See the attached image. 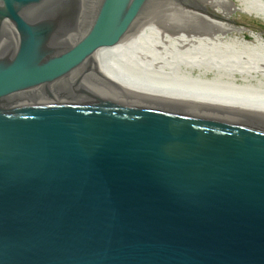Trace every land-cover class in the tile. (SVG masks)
Wrapping results in <instances>:
<instances>
[{
	"label": "water",
	"instance_id": "95a60500",
	"mask_svg": "<svg viewBox=\"0 0 264 264\" xmlns=\"http://www.w3.org/2000/svg\"><path fill=\"white\" fill-rule=\"evenodd\" d=\"M160 7L215 18L0 0V264H264V118L138 99L92 62Z\"/></svg>",
	"mask_w": 264,
	"mask_h": 264
},
{
	"label": "bare ground",
	"instance_id": "6f19581e",
	"mask_svg": "<svg viewBox=\"0 0 264 264\" xmlns=\"http://www.w3.org/2000/svg\"><path fill=\"white\" fill-rule=\"evenodd\" d=\"M205 3L215 18L156 9L120 42L96 51L93 64L104 83L138 99L264 118V37L228 35L238 30L228 19L234 11L264 21V0Z\"/></svg>",
	"mask_w": 264,
	"mask_h": 264
},
{
	"label": "rangeland",
	"instance_id": "374dc122",
	"mask_svg": "<svg viewBox=\"0 0 264 264\" xmlns=\"http://www.w3.org/2000/svg\"><path fill=\"white\" fill-rule=\"evenodd\" d=\"M235 3L239 4L238 1ZM204 11L214 14L212 5L205 3L203 4ZM214 7H221L220 5H214ZM230 24L238 30H231L228 32L229 36L235 35L244 38V41L251 42L254 40L253 35L261 34L264 37V21L261 18L255 17L253 15H248L243 11H234L229 15ZM174 24V20L171 21ZM177 24V23H176Z\"/></svg>",
	"mask_w": 264,
	"mask_h": 264
}]
</instances>
